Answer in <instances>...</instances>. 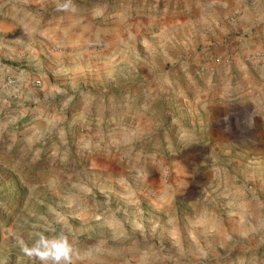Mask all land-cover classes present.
Masks as SVG:
<instances>
[{"label": "rangeland", "instance_id": "rangeland-1", "mask_svg": "<svg viewBox=\"0 0 264 264\" xmlns=\"http://www.w3.org/2000/svg\"><path fill=\"white\" fill-rule=\"evenodd\" d=\"M57 2L0 0V264L44 228L75 264H264L252 0Z\"/></svg>", "mask_w": 264, "mask_h": 264}, {"label": "clouds", "instance_id": "clouds-1", "mask_svg": "<svg viewBox=\"0 0 264 264\" xmlns=\"http://www.w3.org/2000/svg\"><path fill=\"white\" fill-rule=\"evenodd\" d=\"M56 11L75 12L77 6L74 0L57 2ZM21 251L30 260L39 261V264H75L81 258L74 247V239L63 231L55 232L44 228L33 233L31 243L20 239Z\"/></svg>", "mask_w": 264, "mask_h": 264}, {"label": "crops", "instance_id": "crops-1", "mask_svg": "<svg viewBox=\"0 0 264 264\" xmlns=\"http://www.w3.org/2000/svg\"><path fill=\"white\" fill-rule=\"evenodd\" d=\"M251 3L254 7H251L253 11L247 17L249 19L248 26H257L254 39L250 41L252 45H249V42L246 41L243 46V42L240 41L239 44L238 40H232L233 43L231 44L241 48V52H252L255 49L264 50V0H252Z\"/></svg>", "mask_w": 264, "mask_h": 264}, {"label": "built area", "instance_id": "built-area-1", "mask_svg": "<svg viewBox=\"0 0 264 264\" xmlns=\"http://www.w3.org/2000/svg\"><path fill=\"white\" fill-rule=\"evenodd\" d=\"M230 58H229V56H217V57H215V61H214V63H221L222 61H224V60H229ZM38 83L40 82L39 80L37 81Z\"/></svg>", "mask_w": 264, "mask_h": 264}]
</instances>
